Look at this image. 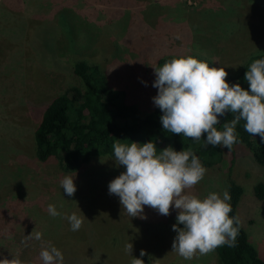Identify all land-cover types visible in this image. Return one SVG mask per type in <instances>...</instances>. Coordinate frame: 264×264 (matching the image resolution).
Segmentation results:
<instances>
[{
	"label": "rangeland",
	"instance_id": "rangeland-1",
	"mask_svg": "<svg viewBox=\"0 0 264 264\" xmlns=\"http://www.w3.org/2000/svg\"><path fill=\"white\" fill-rule=\"evenodd\" d=\"M197 52L230 74L240 70L243 56L264 52V0H0V260L37 264L36 255L55 239L76 241L78 254L92 248L86 264H131L127 243L135 258L146 251L145 264H218L215 252L185 260L173 251L174 206L168 216L145 206L146 219L124 212L108 191L126 171L114 156L64 173L56 162L38 161L33 149L43 107L74 81L69 69L76 58L102 62L146 110L155 97V58ZM235 152L234 162L225 156L205 167L203 180L189 191L201 198L222 195L228 176L239 181L237 216L264 258V200L253 192L254 183L264 181V169L244 143ZM65 176L74 177L73 196L61 187ZM49 204L61 215H49ZM74 212L86 221L80 242L64 218ZM34 230L41 240L26 239Z\"/></svg>",
	"mask_w": 264,
	"mask_h": 264
},
{
	"label": "clouds",
	"instance_id": "clouds-1",
	"mask_svg": "<svg viewBox=\"0 0 264 264\" xmlns=\"http://www.w3.org/2000/svg\"><path fill=\"white\" fill-rule=\"evenodd\" d=\"M153 68L156 78L152 86L158 89L153 101L163 113L160 120L166 132L196 141L206 134V145L231 151L240 142L236 126L244 121V130L264 142V59H256L248 67L244 77L249 85L247 90L240 83L230 84L225 68L210 67L191 55L173 58ZM229 113L234 119L219 130L221 117ZM113 147L117 166H124L126 171L109 183L108 191L119 197L128 216L146 219L145 206L168 216L174 206L178 215L173 225L177 235L172 249L185 260L198 254L208 255L224 245L235 246L240 219L230 216V193L210 192L201 198L189 191L207 173L190 149L177 151L169 146L157 154L153 141L131 142L130 146L115 143ZM60 184L68 196L77 191L72 176H65ZM47 211L54 218L61 215L54 204H49ZM64 218L72 231L83 226L84 217L75 212ZM33 238L41 240L42 233L34 230L26 239ZM125 252L133 257L131 264H145L143 259L132 255V243L125 245ZM145 255L146 251L141 250L140 257ZM40 259L42 264H63L64 256L52 246L41 250ZM0 264L21 262L4 258Z\"/></svg>",
	"mask_w": 264,
	"mask_h": 264
},
{
	"label": "trees",
	"instance_id": "trees-1",
	"mask_svg": "<svg viewBox=\"0 0 264 264\" xmlns=\"http://www.w3.org/2000/svg\"><path fill=\"white\" fill-rule=\"evenodd\" d=\"M188 55L207 62L210 67H220L214 59L198 52L159 56L155 58L153 67L163 66L173 58ZM256 59H264V52H255L240 58V70L233 74L228 73L227 81L232 85L240 83L247 90L249 85L244 77L248 67ZM108 69L99 60L91 58H76L72 62L69 70L74 81L67 84L60 93L52 94L48 98L34 128L33 149L38 161L56 162L60 171L73 173L93 158L114 156L115 143L130 146L131 142L142 144L153 141L157 146V154L169 146L177 151L190 149L199 157L204 167H210L225 156L230 162H234L236 145L244 143L255 161L264 169V142L260 141L258 135L252 136L244 130V121L236 126L240 142L231 151L220 146L206 145V134L205 140L196 141L166 132L160 120L163 113L155 106L154 101L148 109L142 110L132 101L128 91L110 78V75L115 74ZM151 73L154 82V68ZM153 88L156 96L158 89ZM232 119L234 116L231 113L221 117L217 128L223 130V124L231 122ZM227 179V191L230 193L232 206L230 216L236 217L243 185L230 176ZM253 192L257 200L263 201L264 181L254 183ZM177 215L178 212L174 216L176 223ZM237 227L239 232L235 246L224 245L214 251L218 264H264V258L259 256L256 247L249 241L245 228L242 224ZM73 233L77 235V242H80V235L86 237V221ZM77 245L76 241L66 243L54 239L48 248L54 246L60 250L66 264H86V256L93 250L89 246L90 252L78 254L75 248ZM94 247L96 251L103 253L99 245L95 244ZM36 263L42 264L40 254L36 255Z\"/></svg>",
	"mask_w": 264,
	"mask_h": 264
}]
</instances>
